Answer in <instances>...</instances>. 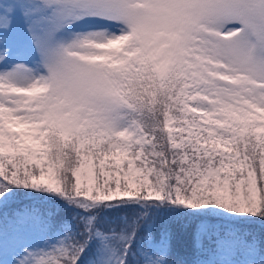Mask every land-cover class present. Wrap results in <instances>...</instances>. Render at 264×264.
<instances>
[{"label":"snow or ice","instance_id":"snow-or-ice-1","mask_svg":"<svg viewBox=\"0 0 264 264\" xmlns=\"http://www.w3.org/2000/svg\"><path fill=\"white\" fill-rule=\"evenodd\" d=\"M2 264H264V0H0Z\"/></svg>","mask_w":264,"mask_h":264},{"label":"rangeland","instance_id":"rangeland-1","mask_svg":"<svg viewBox=\"0 0 264 264\" xmlns=\"http://www.w3.org/2000/svg\"><path fill=\"white\" fill-rule=\"evenodd\" d=\"M0 264H2V262H0Z\"/></svg>","mask_w":264,"mask_h":264}]
</instances>
